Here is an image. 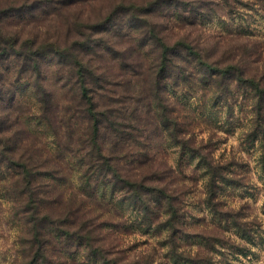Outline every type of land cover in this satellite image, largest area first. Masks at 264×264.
<instances>
[{"label": "rangeland", "instance_id": "1", "mask_svg": "<svg viewBox=\"0 0 264 264\" xmlns=\"http://www.w3.org/2000/svg\"><path fill=\"white\" fill-rule=\"evenodd\" d=\"M122 1L93 0L65 10L61 15L54 10L25 12L23 16L12 15L0 23L8 30L40 41L82 40L83 37H78L79 29L77 32L76 27L72 28L76 17L83 12L85 24H94ZM125 1L143 5L153 0ZM170 2H161L150 17L165 43L174 45L187 41L194 51H200L210 60L245 67L243 80L264 83V0ZM115 22L117 26L105 35H90V41L99 45L95 48L103 56H96L95 62L110 75L112 84L107 89L115 92L116 100L123 102L126 96L124 102H149L152 106L150 112L145 110L139 119V127L145 137H150L155 156L151 168L160 174L161 186L172 198L173 210L180 220L178 231L173 236L164 226L155 227L149 233L142 228L130 227L136 216L134 209L129 202L120 200L119 192H113L109 177L104 178V185L100 182L99 194L104 199L98 198L97 202L94 197L83 196L82 167L78 163L81 152L74 148L78 156L72 160V154L61 153L60 143L66 144L71 139L65 138L68 132L63 130V138L55 135L44 119L40 109L42 100L37 92L42 84L51 94L54 105H73L70 103L75 102L73 83H70L73 80L67 79L68 71L60 69L50 54L42 61L40 78L30 69L21 72L19 65L0 61V119L11 102V96L5 94L11 89L16 93V101L29 106L35 114L31 128L43 134L38 143L47 156L48 168L65 169L59 176H64L65 180H55L52 185V188L57 186L53 188L56 192L54 200L58 202L54 211L60 214L74 202L76 207L83 209V214L89 213L88 219L98 227L93 234L99 240L97 247L115 264H192L190 261L176 262L173 251L186 260L199 257L202 264H264V122L257 120L259 102L250 83L228 79L225 82L231 85L229 91L215 99L216 89L210 85L213 79L210 72L191 59L184 62V52L173 56L169 71L162 76L159 43H148L140 49L137 38L125 36V17L121 16ZM133 25L139 26L136 22ZM80 29L89 32L85 27ZM165 108V112L172 119L178 118L181 124L177 133L185 136L183 130L191 132L185 136L190 146L199 148L223 177L218 181L221 190L215 202L220 213L228 212L231 217L219 215L209 203L211 173L200 156L184 152L167 129L161 126L157 130L153 125ZM77 129L88 130V122L81 118ZM109 140L107 135V148ZM132 148L134 152L143 149L139 144ZM119 152L123 155L122 149ZM59 153L65 161L60 160ZM107 202L109 207L104 206ZM11 208V203L0 201V264H29L25 256L34 250L24 244L26 235L20 232L18 219ZM107 208L111 211H106ZM117 209L125 214L122 220L114 217ZM170 216L166 213L160 222ZM123 222L124 225L115 228ZM46 237L53 238L54 235L46 234ZM46 248L45 264H103L98 251L89 252L79 242L61 238Z\"/></svg>", "mask_w": 264, "mask_h": 264}, {"label": "trees", "instance_id": "2", "mask_svg": "<svg viewBox=\"0 0 264 264\" xmlns=\"http://www.w3.org/2000/svg\"><path fill=\"white\" fill-rule=\"evenodd\" d=\"M92 1L0 0V22L12 15L23 16L25 12L34 13L39 10L43 12L54 10L58 15H61L65 10H72L80 3H91ZM168 1L170 0H153L142 5L127 4L123 0L105 12L106 14L101 15L94 24L89 23L88 25L82 18V12L81 16L76 17L75 20L72 19V28L76 27L77 32L79 29L78 37H83V39L75 38L70 41L68 38L63 43L49 39L40 41V39L31 38L30 35L24 36L19 31L8 30L7 26L0 23V61L19 65L21 72L22 69H30L40 78L45 55H52L60 69L68 71L67 79L73 80L70 83H73L72 91L75 102H70L73 105L69 104L68 106L54 105L51 101V94L40 84V87L37 88L38 95L42 100L40 109L44 119L53 128L58 138H63L62 130L68 132L65 138L71 140L66 144L60 143L61 153L72 154L74 156L70 158L72 160L78 156L74 148H78V151L81 152L78 163L82 167L80 178L83 185L82 195L94 197L95 201L98 198L104 199V196L99 194V190L101 184H105L104 178L109 177L111 179L109 184L112 186L113 192H119L120 200L129 202L134 209L136 216L130 227L142 228L145 233H149L155 227L164 226L170 229L171 234L175 236L180 221L179 215H175L172 198L161 186L160 174L152 171L151 164L154 162L155 156L150 145V137H145V132L139 127V119L145 110L150 112L152 106L149 102H124L127 99L126 96L123 97V102L113 97L115 92L111 88L107 89L112 84L111 77L95 62L96 56H103L95 48L99 45L95 44V41H90L92 39L90 35H105L108 31H112L114 26H117L115 20L124 16L127 20L125 36L137 38L140 49H144L148 43L155 42L157 45L159 43L161 49L158 61L163 68L162 76L169 71L173 56L184 52L186 54L184 62L191 59L205 71L210 72L213 78L210 85L216 89L215 99L225 96V93L229 91L231 85H227L225 82L228 79L250 83L254 96L259 102L257 104V120L263 122L264 83L256 82L253 79L243 80L245 67L242 69L238 66L239 64L222 65L210 60L204 57L200 51H194V47L187 41H180L174 45L165 43L157 28L154 27L155 25L152 24L150 17L155 8L162 5L161 2L166 4ZM171 1L170 3L178 4L179 1L184 0ZM134 22L139 25L138 28L133 25ZM80 27H85L89 32L81 31ZM5 94L11 96V102H9L3 119H0V201L12 204L11 212L18 219L20 232L26 235L23 242L34 250L30 255L25 256L27 262L29 264H45L48 257L46 246L53 245L54 240L63 238L70 242L84 244L89 252L98 251L103 264H115L97 247L99 240L93 234L98 227L88 219L89 213L83 214V209L80 206L76 207L77 203L74 202H70L66 210L60 211V214L54 211L55 204L58 202L54 200L56 192L53 188L57 186L52 188V185L55 180H65L64 176L59 178L65 169L48 168L47 156L43 154L38 143V141L41 143L40 139L43 138V134L31 128L35 114L29 106L16 101V93L11 89L7 90ZM107 99L110 101L108 102ZM166 110L167 108L157 115V120L153 121V125L157 130L161 126L167 129L172 139L181 145L184 152L200 156L211 173V181L208 186L209 203L219 215L231 217L228 212L220 213L215 202L221 190L218 181L223 177L214 169L212 163L206 155L200 152L199 148L190 146L185 136L186 134L191 135V132L183 130L185 136L177 133L181 124L178 118L172 119L165 112ZM81 118L89 124V129L82 132L81 129H77ZM58 125L61 126L57 127ZM107 135L110 138L108 148L105 146ZM136 144L142 146L141 152L132 150ZM119 149H122L121 154L123 153V155H120ZM58 155L61 157L60 160H66L61 156L62 154ZM132 165L136 166L132 168ZM100 182L102 183L100 184ZM58 199L60 198L58 197ZM61 200L64 201V199ZM104 206L109 207L108 202ZM106 211L110 212L111 209L107 208ZM163 211L171 216L166 221L160 222L162 216L166 214ZM114 217H119L122 220L125 214L117 209ZM127 222L125 221V224ZM122 225L124 222L123 224L118 223L115 228ZM46 234L54 235V237L47 238ZM173 253L176 262L203 263L199 257L186 260L177 252L173 251Z\"/></svg>", "mask_w": 264, "mask_h": 264}]
</instances>
